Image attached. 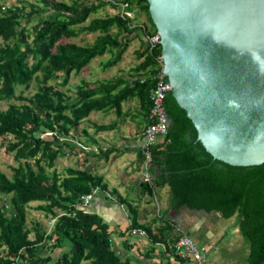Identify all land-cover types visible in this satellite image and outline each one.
I'll use <instances>...</instances> for the list:
<instances>
[{
  "label": "trees",
  "instance_id": "trees-1",
  "mask_svg": "<svg viewBox=\"0 0 264 264\" xmlns=\"http://www.w3.org/2000/svg\"><path fill=\"white\" fill-rule=\"evenodd\" d=\"M123 1L129 2L132 10L133 1L147 12L154 27L144 25L146 39L157 32L148 0ZM7 2L0 0V100L22 103L12 102L0 110V137L14 135L7 150L19 162L12 177L0 167V196L4 197L0 204V264H133L131 254L115 248L103 218L80 205L82 195L92 188H107L104 178L74 167L63 175L55 167L64 148H73L61 137H69L93 110L114 109L121 115L123 102L136 98V116L146 129L151 122L150 95L160 68L156 58L162 54V45L151 52L148 43L143 44L139 58L144 60L134 69L136 77L119 76L109 82L98 81L93 87L85 81L78 98L71 100L58 86H66L74 72H81L107 53L111 58L103 68L117 65L130 46L131 36L140 34V29L119 13L91 17L107 6L118 9L111 0H43L44 5L31 3L30 11L7 6ZM84 33L98 35L91 44L71 41ZM33 81L39 84L34 95L25 96L24 89L18 93L21 86L29 88ZM165 107L172 124L169 133L151 148L156 168L153 183L143 182L145 192L153 195L157 187L168 186L174 209L187 205L219 211L225 218L238 213L240 229L251 242L250 263L264 264V163L241 166L215 158L199 140L193 121L172 92ZM47 132H52V139L43 136ZM49 167L54 169L49 171ZM32 202H41L37 208L57 218L52 232L37 230L35 239L30 238L27 226V208ZM173 223L164 219L155 230L152 224H141L135 218L128 229L132 233L143 228L150 241L145 254L152 258L160 242L165 245L164 252L174 250L178 233H173ZM131 247L128 245L129 250ZM56 248L63 249L57 257L47 253Z\"/></svg>",
  "mask_w": 264,
  "mask_h": 264
},
{
  "label": "water",
  "instance_id": "water-1",
  "mask_svg": "<svg viewBox=\"0 0 264 264\" xmlns=\"http://www.w3.org/2000/svg\"><path fill=\"white\" fill-rule=\"evenodd\" d=\"M164 85L232 165L264 163V0H148Z\"/></svg>",
  "mask_w": 264,
  "mask_h": 264
},
{
  "label": "crops",
  "instance_id": "crops-1",
  "mask_svg": "<svg viewBox=\"0 0 264 264\" xmlns=\"http://www.w3.org/2000/svg\"><path fill=\"white\" fill-rule=\"evenodd\" d=\"M131 4L134 5L137 15L135 24L136 28L140 29V34L131 36L130 46L122 60L111 67L118 68L116 73L127 78L135 75V67L144 60V57L139 58L143 44L147 42L143 31L144 25L151 28L147 12L133 1ZM134 42L137 44H133ZM131 54L136 59L135 64L130 66L127 63L130 61ZM91 76H93L92 73ZM98 77L81 78L75 85L76 97L74 98H78V91L85 81L93 87L100 78L105 76ZM128 101L123 102V107ZM137 112L124 113L123 110L121 118H118L114 109L93 110L78 127L72 130L69 137H61L62 142H70L73 148L70 150L65 147L64 154H60L57 159L72 155L75 165L70 167L85 169L100 175L107 184V188H101L85 210L103 218L112 232L115 248L131 254L135 258L132 263L191 264L188 261L181 262L172 249L164 252L163 242L156 245L153 257L148 258L145 253L150 246L149 237L146 234H133L128 229L136 218L141 224H152L155 230L163 225L164 219H171L177 227L188 232L198 243L209 247L207 264H251L249 260L251 242L240 229L238 213L231 218H225L219 211L208 212L204 209L190 208L187 205L174 209L168 186L157 187L153 195L145 192L143 184L145 167L142 156L145 128L139 123L140 118L136 116ZM128 116L129 124H127ZM101 126L109 128L101 129ZM55 168L60 172L57 165ZM67 168L69 167H65V171ZM155 168L152 167V173ZM62 174L65 175L66 172ZM153 203H157L158 208L153 206ZM136 229L143 230L142 227ZM176 232L175 228L173 233ZM128 245L132 246L130 250Z\"/></svg>",
  "mask_w": 264,
  "mask_h": 264
},
{
  "label": "rangeland",
  "instance_id": "rangeland-1",
  "mask_svg": "<svg viewBox=\"0 0 264 264\" xmlns=\"http://www.w3.org/2000/svg\"><path fill=\"white\" fill-rule=\"evenodd\" d=\"M67 2H71L72 0H63ZM31 3L39 4V5H44L43 0H8L7 6L9 5H15L19 7H25L27 11H30L32 6ZM118 9L113 8L112 6H107L105 9H102L99 13L93 14L91 17H96V16H107V15H113L116 14ZM36 19L32 21L31 25L35 23ZM150 22V21H149ZM88 23V22H86ZM151 28L154 27L153 23L150 22ZM98 33H84L80 37L73 38L71 41H75L79 44H91L95 41ZM66 41V40H65ZM133 44H137V42H134ZM134 54V53H133ZM131 54L130 61L127 63L128 65L135 64L134 60L136 59L134 55ZM111 58V54H106L103 56L96 57L95 59L92 60V62L86 66L80 73L75 72L72 74V77L69 81V83L66 86L59 85L58 88L61 89L66 93V98L69 99H75L74 96L76 97V84L80 81L81 78L85 79H92V78H99L98 76H105L104 78H100V81H105L109 82L119 76H121L120 73H116V67L111 68V69H104L103 65L108 62V60ZM124 64V63H123ZM123 64L121 66H123ZM126 64V65H127ZM91 71V72H89ZM91 73L93 76H91ZM62 81V78L59 79V82ZM39 84L36 81H33L31 83V86L29 88H24L20 87L18 89L21 91V89H24V95L25 96H32L38 91ZM16 102V103H22V101L17 100V99H12V100H0V110H6L10 103ZM139 106V101L138 99L134 98L128 101V103L124 104L123 110L124 113H133L134 111L137 112V108ZM118 118H121L122 115H119L116 113ZM114 115V116H116ZM130 117H127V124L130 122ZM47 139H52L53 135L52 132H47L46 134L43 135ZM15 139L14 135L9 134L7 137H0V167L1 169L7 173L8 176L12 177L14 170L13 167L17 166L19 162L15 160L14 158V153L10 152L7 150L8 144L10 141H13ZM32 163H34V160H31ZM56 165L60 170V173H65V167H70L75 165L74 157L72 155L60 158L56 160ZM54 168H48V170L52 171ZM65 171V172H64ZM3 196H0V204L3 202ZM42 204L41 202H32L29 204L27 210H28V219H27V226L31 230L30 232V238L35 239L36 238V232L37 230H42L46 233L52 232L54 229L55 223L57 218L53 216L51 213L46 212L43 209L37 208L38 205ZM155 207L158 208L157 203H153ZM58 213H60V210H57ZM53 241H50L52 243ZM63 251L62 248H56V249H48L47 253H51L55 257L60 255V253ZM84 264H89L88 262H84ZM136 264V263H133Z\"/></svg>",
  "mask_w": 264,
  "mask_h": 264
},
{
  "label": "built area",
  "instance_id": "built-area-1",
  "mask_svg": "<svg viewBox=\"0 0 264 264\" xmlns=\"http://www.w3.org/2000/svg\"><path fill=\"white\" fill-rule=\"evenodd\" d=\"M112 3L119 6L117 13L126 20L131 21L133 26H136V12L130 8V3L123 0H111ZM159 35L156 32L153 35H147V43L149 50L152 52L161 42L158 40ZM157 62L160 68L155 74L156 84L151 90L152 107L150 109L148 119L150 124L144 130L145 142L142 149L144 156V181L153 183L152 174V151L151 148L159 141L160 138L165 137L170 130L172 119L165 107V99L171 93V85H164V59L162 54L158 56ZM101 190L97 186L92 188L91 192L82 195L81 207L87 208L96 195ZM178 238L174 244V252L182 259H186L191 264H207L210 254L209 247L198 243L188 232L183 231L177 225H174ZM133 234H145V231L140 229H133Z\"/></svg>",
  "mask_w": 264,
  "mask_h": 264
}]
</instances>
